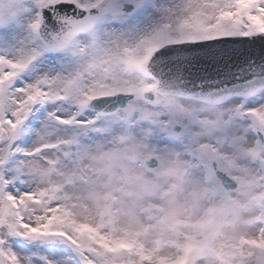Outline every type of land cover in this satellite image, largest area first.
Instances as JSON below:
<instances>
[{
    "label": "snow or ice",
    "instance_id": "1",
    "mask_svg": "<svg viewBox=\"0 0 264 264\" xmlns=\"http://www.w3.org/2000/svg\"><path fill=\"white\" fill-rule=\"evenodd\" d=\"M0 264H264V0H0Z\"/></svg>",
    "mask_w": 264,
    "mask_h": 264
}]
</instances>
